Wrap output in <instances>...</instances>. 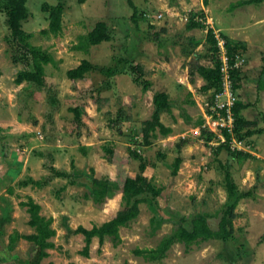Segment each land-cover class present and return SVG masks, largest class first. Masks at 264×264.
I'll return each mask as SVG.
<instances>
[{
    "label": "rangeland",
    "instance_id": "374dc122",
    "mask_svg": "<svg viewBox=\"0 0 264 264\" xmlns=\"http://www.w3.org/2000/svg\"><path fill=\"white\" fill-rule=\"evenodd\" d=\"M240 1L244 0L208 4L205 0H28L30 16L23 27L32 35V45L55 59L45 67L46 86L38 88L15 83L17 74L32 66L11 45L0 0V216L12 207L0 249L6 253L5 248H12L7 254L0 250V264H264V2L232 9ZM59 3L65 6L63 30L58 36L45 35L51 8ZM192 15L202 27L187 29ZM99 22L107 24L110 40L90 46L84 39ZM210 32L219 48L216 59ZM191 36L204 39L196 49L189 46ZM228 40L233 49L235 42L246 46L233 52L237 59L233 66L228 61ZM217 59L222 62L218 89L202 90L206 82L199 75L190 81L192 62L215 67ZM83 60L102 70L88 73L85 80L68 79L67 71ZM122 60L143 65L152 91L169 95L172 111L163 113L161 120L172 134L164 137L157 130L149 138L151 146H145L142 134V123L154 110L151 98L130 76L121 74L127 65ZM117 67L119 72L108 74ZM225 82L231 92L225 93ZM217 101L225 111L217 110ZM236 104L247 105L239 117L257 123L253 135L242 142L234 133ZM76 107L81 108L80 121L75 119ZM224 129L231 139L224 136ZM106 142H113L123 156L138 154L126 165L127 171L135 176L144 163L145 175L156 187L165 188L161 198L167 194V199L157 210L149 195L142 194L140 215L121 228L122 241L114 245L106 238L100 244L94 238L89 255L84 256L85 237L68 235L64 218L73 230L80 226L90 230L126 206L122 195L109 198L96 188L95 197L86 199L87 178L76 179L82 185L64 178H54L42 188L23 183L51 175L44 165L45 154L59 171L75 169L93 172L100 180L115 179V166L101 148ZM179 144L184 162L174 179L171 164ZM221 146L245 150L252 157L238 160ZM228 172L239 193L252 191L251 197L239 201L235 233L229 241H200L188 250L177 243L161 263L135 255L137 249H156L173 229L188 225L182 223L184 217L189 222L200 215L217 228L228 200ZM29 198L41 206V216L52 218L56 234L47 243L54 247L32 249L24 238L37 233L22 205Z\"/></svg>",
    "mask_w": 264,
    "mask_h": 264
},
{
    "label": "trees",
    "instance_id": "16d2710c",
    "mask_svg": "<svg viewBox=\"0 0 264 264\" xmlns=\"http://www.w3.org/2000/svg\"><path fill=\"white\" fill-rule=\"evenodd\" d=\"M4 2L3 9L5 11L7 17V25L10 29V42L19 53L22 54L24 58L29 60V64L32 66L31 70L21 71L17 74L15 79V83L17 85H21L26 82L29 84H33L38 88L46 86V70L45 67L49 64L55 63V59L48 52L43 51L42 48L36 47L32 45L30 42L32 35L27 33L23 27V22L28 20L30 16V12L27 7L28 0H2ZM85 0H80L83 2ZM264 0H244L238 2L235 6H232V9L237 6H245L251 4H262ZM205 3L208 4L209 0H205ZM65 6L63 3H59L57 6L51 8L50 11V24L48 30H44L42 33L47 35L48 33L58 36L62 30V16L64 12ZM197 16L192 15L190 18V22L187 25L188 30L195 29L197 27H202V22L196 20ZM164 33L166 30H162ZM161 36V33L157 35V38ZM110 36L108 32V27L105 22H99L96 24L94 29L88 33L85 37L84 41L86 44L90 46H97L102 44L103 42L109 41ZM203 38H199L196 36L189 37V46L192 49H196L203 43ZM208 40L214 45V58H217L219 48L217 45V40L215 36L210 32L208 35ZM236 43V44H235ZM231 43L234 48L233 49L228 40V61L231 66L235 64L237 60L235 56H233V52L239 50H245V44L241 42ZM216 46V47H215ZM219 56V54H218ZM198 58V57H197ZM264 61V57H263ZM122 63H126L125 72L121 73L127 74L131 77L133 83L140 87L144 93L150 96L154 110L152 116L149 120H145L142 123V134L144 136L145 146H151V142L149 138L153 135L157 130L162 134V136L167 137L172 134V128L165 126L161 120V115L163 113H171L172 104L169 99V95L165 92H153L152 91V82L147 78V73L143 65L134 64L133 62H128L127 60H122ZM221 64L220 59H217V64L215 67H206L200 64H196L192 62L189 76L190 81L194 82V78L196 75H199L206 84L202 87V90L209 91L213 88L218 89L221 85ZM102 69L94 66L89 60H83L80 65L77 67L70 69L67 71V78L72 81L77 80H85L86 76L90 72L101 71ZM105 71V70H104ZM108 71V70H107ZM119 72L118 67L109 70V75L112 73ZM238 77V81H241L243 78H239V73L235 72ZM120 75V74H119ZM114 76V75H113ZM260 82V81H259ZM216 95V94H215ZM245 104H236L232 107V111L235 116V129L234 133L238 141H245L247 136L253 135V130L256 129L257 123L246 120L244 118L239 117V113L246 108ZM75 114L76 121H80L81 119V108L76 107L73 109ZM121 115L124 116V112L120 111ZM2 129H0L1 131ZM243 131H246L245 133ZM224 136L228 139H231V135L227 130H223ZM182 144L178 146V155L175 158L174 162L171 164V175L172 178H177L179 174L181 164L184 162V156L181 152ZM234 154H236L238 160L240 159H249L252 157L251 153L246 152L245 150H241L239 148H230L227 146H221ZM102 151L106 157V160L115 166L116 176L115 179H107L100 180L98 178H94V175L91 173L83 172L80 173L79 170H73L71 173L66 171L57 170L53 164H50L51 158L50 155L45 154L43 156L46 161L44 165L47 170H50L51 175L48 176L45 180L34 181L33 179L30 182H24L23 185H28L29 183L42 188L49 184L54 178H64L69 179V182L72 184H76L77 181L81 178H87L89 180V184L85 183L87 187V192H85V198L91 199L96 195V188H100L102 193L106 197H114L117 194H121L122 197L126 200V206L118 211L111 220L103 223L100 226H93L90 230L80 226L76 230H73L67 221V218H64L63 227L68 231V235L72 234H82L85 237V247L82 250V254L84 256L89 255L90 246L94 238H98L100 244H103L106 238H110L114 245H118L122 240L120 236V230L123 227H127L129 223L134 221L140 215V204L142 199L140 196L142 194H148L149 197L155 204L157 210H160L162 200L165 201L167 199L165 194V198H161L163 192H165V188L156 187L151 180L145 175L146 165L142 163L140 165V173L132 176L126 169V165L129 163L131 159L138 158V154L132 152L128 157L123 156L115 147L113 142H106L102 145ZM4 150L6 154L8 153V147L4 146ZM220 150V148H218ZM217 150V151H218ZM49 164V165H47ZM73 164V163H72ZM222 164V163H221ZM73 168H75L73 164ZM78 173V174H77ZM78 179V180H76ZM77 184L82 185L79 181ZM226 187L228 192V200L226 204V209L224 210L217 228H213L210 222L203 216L194 215L191 218V221L188 222L187 218L184 217L181 219L182 223L188 225H180L178 228L173 229V232L168 237H165L159 246L156 249L151 250H135V255L143 257L145 260L153 263H161L165 257L167 252L171 249V247L177 243L183 244L187 250L194 244L200 241H229L234 233L235 226L234 220L237 218V206L239 201L244 198H249L252 195V191L239 193L237 185L232 179V176L228 172L226 174ZM257 187L255 186V189ZM13 191L10 189L9 193L11 194ZM6 201V200H5ZM22 205L27 207V211L30 216L29 225L36 229L37 233L25 236L24 238L28 240L32 245V249H36L38 246L44 247H54L53 244H48L47 240L51 239L55 236L56 232L52 229V218L46 219L40 214L41 206L35 203L32 198H29V201L23 203ZM3 215L0 216V248L1 242H3L4 230L3 226L11 220L10 214L12 211V207L7 209H3ZM207 216V215H206ZM210 216V215H209ZM163 221H167L163 219ZM12 248V246H10ZM10 247L5 248L6 253L2 249L4 254H7L10 251ZM54 264V263H50Z\"/></svg>",
    "mask_w": 264,
    "mask_h": 264
},
{
    "label": "built area",
    "instance_id": "2783aa9c",
    "mask_svg": "<svg viewBox=\"0 0 264 264\" xmlns=\"http://www.w3.org/2000/svg\"><path fill=\"white\" fill-rule=\"evenodd\" d=\"M220 58V57H219ZM221 60H222V57L220 58ZM224 60V59H223ZM226 68H224V70H225ZM223 70V71H224ZM224 85H225V93H227V91H229V92H231L232 91V87H231V85L229 84V86H227V84H226V82L224 83ZM231 88V89H230ZM220 94H223V92L222 93H220ZM222 95H219V96H217V100H218V98H220ZM214 106L217 108V110L218 111H225V109H224V107H222L220 104H219V102L217 101V102H215V104H214ZM229 116L231 117V115H230V113H229ZM210 117L211 118H213V114L211 113V115H210ZM206 119H208V117H206ZM221 126H222V124H221ZM223 127V126H222Z\"/></svg>",
    "mask_w": 264,
    "mask_h": 264
}]
</instances>
